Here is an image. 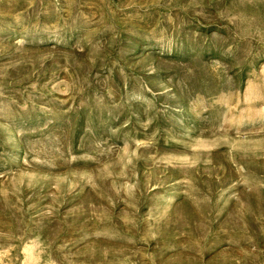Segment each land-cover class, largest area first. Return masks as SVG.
Instances as JSON below:
<instances>
[{
    "label": "rangeland",
    "instance_id": "rangeland-1",
    "mask_svg": "<svg viewBox=\"0 0 264 264\" xmlns=\"http://www.w3.org/2000/svg\"><path fill=\"white\" fill-rule=\"evenodd\" d=\"M0 264H264V0H0Z\"/></svg>",
    "mask_w": 264,
    "mask_h": 264
}]
</instances>
